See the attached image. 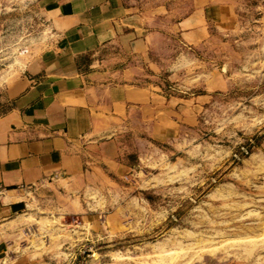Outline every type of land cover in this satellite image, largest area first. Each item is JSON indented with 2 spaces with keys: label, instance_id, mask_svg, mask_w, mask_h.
Segmentation results:
<instances>
[{
  "label": "rangeland",
  "instance_id": "1",
  "mask_svg": "<svg viewBox=\"0 0 264 264\" xmlns=\"http://www.w3.org/2000/svg\"><path fill=\"white\" fill-rule=\"evenodd\" d=\"M38 1L0 0V115L6 83L55 43ZM140 3L156 37L130 83L162 102L128 121L138 164L27 195L0 222L5 264H264V0L204 3L193 44L171 29L190 0Z\"/></svg>",
  "mask_w": 264,
  "mask_h": 264
},
{
  "label": "crops",
  "instance_id": "2",
  "mask_svg": "<svg viewBox=\"0 0 264 264\" xmlns=\"http://www.w3.org/2000/svg\"><path fill=\"white\" fill-rule=\"evenodd\" d=\"M38 2L55 43L4 88L11 106L0 115V222L42 186L124 176L140 151L130 144L131 115L162 102L130 83L154 44L156 12L143 11L140 0ZM190 2L195 9L171 23L187 44L205 39L210 0ZM28 259L18 255L11 264H33Z\"/></svg>",
  "mask_w": 264,
  "mask_h": 264
}]
</instances>
